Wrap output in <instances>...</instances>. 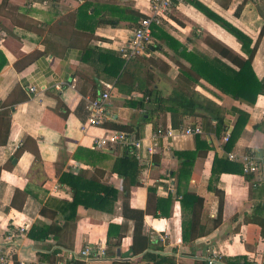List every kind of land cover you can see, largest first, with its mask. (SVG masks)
I'll return each mask as SVG.
<instances>
[{"label":"crops","instance_id":"obj_1","mask_svg":"<svg viewBox=\"0 0 264 264\" xmlns=\"http://www.w3.org/2000/svg\"><path fill=\"white\" fill-rule=\"evenodd\" d=\"M86 2L90 7L84 14L91 20L79 21V7ZM148 11L149 0H0V64L6 60L0 68V245L9 246L4 242L9 229L27 228L13 247L12 264L20 258H37L39 264H51L55 258L57 264L69 251L101 242L107 247V259L95 264L141 259L142 253L135 254L131 248L133 219L123 215L124 180L111 170L124 147H92L94 138L118 130V124L133 125L129 133L144 143L140 151L132 149L144 167L141 184L131 187L129 203L146 210L149 188L155 189L156 211L145 215L143 232L165 247L160 251L167 254L176 248L173 256L181 261L203 259L206 248L215 247L222 251L226 264H264V94L255 101L235 98L199 78L194 83L195 99L204 106L211 102L212 113L219 106L223 126H218L210 109H196V114L180 119L182 125L200 126L202 133L167 138L157 153L150 154L146 150L150 135L156 127L172 124L171 110L146 114L143 108L129 106V99L136 101L142 94L119 91L116 78L105 74L95 82V68L84 60L87 46L121 57L119 48L131 40L141 19L138 15ZM207 12L240 30L252 46L257 44L252 67L263 79L264 0H175L160 26L188 51L222 58L205 42L207 34L241 51L237 37ZM100 19H111L115 25L101 23L93 28ZM52 29L55 52L45 53L46 40L50 41L47 32ZM192 29L198 31L195 36ZM160 42L163 49L150 48L151 59L158 62L150 68L156 73L157 86L168 96L182 70L172 58L174 48L153 36V45ZM103 81L114 84L107 117L101 125L83 130L89 117L87 99L103 89ZM32 85L36 92L29 90ZM241 114L248 118L238 121ZM227 130L231 134L234 130L229 151L224 141ZM227 152L253 155L256 168L249 173L236 171L235 165L225 161ZM65 173L80 175L84 183L94 179L110 184L118 189V198L106 209L79 205L70 215L73 186L82 180L65 181ZM215 188L223 191L224 202L222 223L213 228L220 201ZM190 190L204 198L202 231L195 240L186 238L192 214L183 196ZM48 226V238L29 237L33 227ZM119 232L124 234L121 244L113 246ZM113 250L114 256L109 254ZM44 253H50L49 260L42 259Z\"/></svg>","mask_w":264,"mask_h":264},{"label":"trees","instance_id":"obj_2","mask_svg":"<svg viewBox=\"0 0 264 264\" xmlns=\"http://www.w3.org/2000/svg\"><path fill=\"white\" fill-rule=\"evenodd\" d=\"M89 4L90 3L86 2L79 7V21L85 22L91 20V18H88L84 14L87 9H89ZM207 14L223 23L224 26L237 37L238 41L241 43L242 52L237 51L220 39L207 34L204 39L205 42L222 58L230 61L231 64H229L219 57H210L195 51H188L184 44L169 35L161 26L155 25L153 36H156L160 40H164V42L166 41L170 47L174 48L175 55L171 56L174 59V62L182 70L177 76L178 85L168 96H165L162 90L157 86L156 73L151 71V65L148 63V58L145 55L137 56L126 63V60L112 54L110 51H102L97 46H87L85 48L87 51L84 60L89 61V63L95 68L98 76V78H95V82H98L102 74H105L106 77L108 75L116 78L115 86L119 91L125 92L129 95H132L135 91L142 94L141 98L136 101L129 99L127 101L129 106L140 109L143 108L145 109L146 114L171 110V126L173 128H178L182 125L180 118L196 114V109L205 107V109H210V114L218 121V126L221 127L223 126V117L219 113L220 107L215 106L217 113H212L211 108H209L211 102L209 106L208 104L204 106L201 102L197 101L195 99L196 92L194 83L197 82L199 78H205L210 83L216 85L222 91L231 94L235 98L255 101L260 93L264 94V78L259 79L252 67V59L257 50V44L252 46L250 40L243 36L240 30L228 26L223 20L210 12H207ZM145 16L146 14L140 13L137 18ZM22 18H24V16H22ZM101 23L115 25V22L111 19H100L97 20L96 23H93V28L99 26ZM86 27L89 28V26ZM55 35L56 33H54L53 29L47 32V38H49L50 41L48 43L46 40L45 53L55 52ZM61 45L65 48L69 46L68 44ZM151 47L154 49H163L161 42L154 45L151 44L150 48ZM5 62L6 60L4 59L0 64V68ZM161 63L168 68L166 62L162 61ZM113 67L116 68L114 71ZM144 67L150 69L142 72L141 69ZM148 103L152 104L151 108L147 106ZM0 109H2L1 104ZM141 118L149 117L142 115ZM246 118H248L246 114H241L238 121H244ZM116 128L118 130L130 132L133 130V125L118 124ZM6 136L7 134H5L4 142L6 141ZM233 137L234 130L229 141L226 142V149L228 151L231 149ZM225 161L228 166L233 164L236 166V171L244 173L242 164L228 159ZM143 167L144 164L136 157L132 148L125 146L123 152L115 159L111 168L112 172L120 175L125 183L122 195V209L124 218L126 220L133 219L134 222L131 248L135 254L142 253L141 259L136 261V263L125 262L124 264H140V262H147L148 264H177V260L173 256L177 250L176 248H172V253L166 254L165 252L160 251L165 250L164 246L155 244L150 236L143 232L145 215L151 213L153 210L156 211V205L153 204V201H156L155 189L149 188L148 207L146 210L134 208L129 203L131 187L141 184L140 174ZM69 178L82 180L81 185L73 186L74 199L71 202L70 215L76 213L79 205H83L87 208L106 209L115 199L118 198V189L110 184H100L94 179H90L88 182L84 183V180L80 175L65 173L63 180L67 181ZM214 191L217 193L220 200L219 213L213 224V228H216L222 223L224 195L223 191L218 188H215ZM183 202L186 205L191 206L192 214V218L189 221V235L188 237L186 236V238H188V240H195L198 237L199 232L202 231L200 228L204 208V198L196 194L194 190H190L184 194ZM153 205L155 207H153ZM49 236V226L48 228L33 227L29 233V237L34 240H44ZM123 236L124 234L119 232L117 236L118 238L113 246H119ZM55 237L57 236L55 235ZM109 241L110 240H108V242ZM109 254L114 256V250ZM189 255L193 254L190 253ZM45 258L49 260L50 253L42 254V259ZM181 261L183 264H209L207 260L198 258L183 259ZM50 262L51 264H54L55 258L51 259ZM220 263L226 264L223 261ZM15 264L19 263L16 262Z\"/></svg>","mask_w":264,"mask_h":264},{"label":"built area","instance_id":"obj_3","mask_svg":"<svg viewBox=\"0 0 264 264\" xmlns=\"http://www.w3.org/2000/svg\"><path fill=\"white\" fill-rule=\"evenodd\" d=\"M175 5L174 0H149V11L145 17H142L138 25L134 28L132 38L129 42L120 46L119 52L122 58L126 61H130L137 56L148 55L150 51V45L153 42V30L154 26H160L163 21L172 12ZM103 89L94 97L87 99V109L89 111V117L87 122L82 125V129L86 130L88 126L101 125L106 117V106L111 98V92L114 88V84L110 82H102ZM31 92H36L37 87L32 85L29 87ZM202 133L200 126L181 125L178 128H173L171 125L158 126L150 135L149 142L146 145V150L150 154L157 153L161 146L164 144V140L167 138H173L177 135H191ZM231 133L229 130L224 135V141H229ZM113 145H121L123 147L129 146L136 151H140L144 146L142 139H137L134 135L123 130H109L102 136H97L93 140L92 147L95 149H102ZM136 157H139V153H134ZM227 158L232 161L242 163L243 170L246 173L253 171L256 168V159L251 154H238L235 152H227ZM27 233V228L24 226H17L15 229L8 230L7 239L4 241L9 246L0 245V264H12L14 261L13 247L19 242ZM107 259V247L104 243H88L79 250L69 251L68 257L60 259L57 264H95L104 262ZM203 259L207 260L209 264H221L223 260V253L215 247L206 248V254ZM19 264H39L40 261L37 258H20ZM177 264H183L182 261H177Z\"/></svg>","mask_w":264,"mask_h":264},{"label":"rangeland","instance_id":"obj_4","mask_svg":"<svg viewBox=\"0 0 264 264\" xmlns=\"http://www.w3.org/2000/svg\"><path fill=\"white\" fill-rule=\"evenodd\" d=\"M174 6H175V5H174ZM197 29H198V27H197ZM192 31H193V29H192ZM196 33H198V31H197V32H196V31H195V32L193 31L191 34L195 36ZM191 34H190V35H191ZM205 38H206V35H205ZM155 55H157V54H155ZM146 56L149 58V59H148V63H149V64H153V65H155V66L158 65V62H157L156 58L151 59V58H152L151 56H153V54H149V55H146Z\"/></svg>","mask_w":264,"mask_h":264},{"label":"water","instance_id":"obj_5","mask_svg":"<svg viewBox=\"0 0 264 264\" xmlns=\"http://www.w3.org/2000/svg\"><path fill=\"white\" fill-rule=\"evenodd\" d=\"M118 254H120V250H118Z\"/></svg>","mask_w":264,"mask_h":264}]
</instances>
